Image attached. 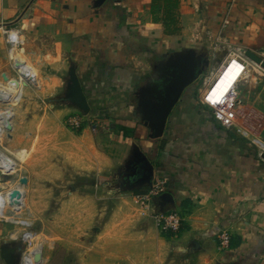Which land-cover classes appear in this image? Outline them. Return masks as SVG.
Returning a JSON list of instances; mask_svg holds the SVG:
<instances>
[{"label": "crops", "instance_id": "1", "mask_svg": "<svg viewBox=\"0 0 264 264\" xmlns=\"http://www.w3.org/2000/svg\"><path fill=\"white\" fill-rule=\"evenodd\" d=\"M176 2L179 31L167 34L164 4L160 2L158 10L153 0H108L99 8H95V0H0V80H4L0 83L1 109L13 108L26 84L11 78L16 74L4 29L19 33L22 44L10 53L13 58H21L20 62H25L39 81L34 71L37 69L42 84L40 91L28 86L15 109L11 141L15 146L11 149L26 148V134L20 133L21 115L29 105L25 99L33 93L55 95L52 99L62 95L72 62L93 111L88 117L96 125L95 132L89 123L81 131H72L66 120L78 111L58 107L62 115L60 122L71 130L69 136H73L69 142L72 167L87 168L91 155V167L96 173H110L117 168L122 170L123 179L126 174H132L127 179L133 184L132 191H148L151 186L143 183L144 174L133 161V152L139 148L154 166L152 183L158 178L166 180L167 193L172 196L168 200L156 198L152 206L135 199L150 214L130 234L128 264L259 263L264 258V254L256 258V252L261 253L259 247L264 248L261 154L238 131L226 130L216 123L199 103L197 94L183 93L169 119L166 134L160 139L151 137L138 106L142 90L152 83L151 89L153 83L159 82L156 66L162 60L195 52L196 56L209 59L210 75L235 49L263 56L264 0ZM25 47L30 51L24 50ZM246 77L238 83L241 129L245 128L249 113L240 93L250 82ZM5 92L8 100L3 98ZM53 112L57 116V111ZM21 191L25 204V188ZM132 195L121 197L119 209L129 202L133 207ZM155 212L177 214L182 220L181 230L161 233L152 218ZM5 223L0 222V264H6L2 248L19 243L9 237L14 226ZM99 230L102 239L105 228ZM223 232L231 235L226 251L220 247ZM141 250L143 258L137 257ZM109 253L106 248L97 250L98 264L106 263L103 256ZM121 253L116 250L114 256L124 259L120 256L126 255Z\"/></svg>", "mask_w": 264, "mask_h": 264}, {"label": "rangeland", "instance_id": "2", "mask_svg": "<svg viewBox=\"0 0 264 264\" xmlns=\"http://www.w3.org/2000/svg\"><path fill=\"white\" fill-rule=\"evenodd\" d=\"M25 49L30 51L29 47ZM31 49L37 50L35 47ZM34 71L38 75L39 85L30 84L40 91L42 88L40 76L37 69ZM209 73L210 69H207L204 77L209 76ZM246 76L250 82L247 89L240 92L249 112L243 128L247 132V137L244 138L248 139L251 147L256 148L257 153H264V69L251 63ZM20 77L11 78L19 80ZM3 82L4 80H0V83ZM202 83L203 80L200 87ZM27 87L28 84L23 86L19 97L13 103L12 109L15 114V109L20 106ZM200 91L201 88H198L196 94L199 95ZM62 96L63 94L52 99L55 95L33 93L25 99L24 102L29 105L22 112L20 132L21 135L26 134L25 150L11 149L14 145L11 142L14 128L8 132L11 136L0 140L2 141L0 150L9 155L17 165L14 170L0 167V194L7 197L13 190L21 191L23 190L21 187H25L26 196L25 204L20 206L21 208L14 209L10 206L6 209L8 213L12 208L16 214L9 211V214L5 212V215L9 222L16 219L22 221L20 218L23 217L33 224V230L45 241L42 251L45 256L46 250L44 264H98L97 250L104 248L110 250L109 254L103 256L106 262L104 264H128L130 234L137 231V227H140L139 222L148 218L150 214L149 210L144 211L140 208L135 197L147 191H132L133 184L123 179L122 170L118 171L117 168L110 173H96L91 167L93 166L91 155L87 168L79 170L72 167V149L69 146L73 138L69 136L72 129L68 131L69 127L66 129L63 122H60L62 115L58 108L62 107L60 105ZM1 104L0 101V110ZM54 110L57 111V116H53ZM98 147L100 149V146ZM20 177L27 178L30 181L29 185H21ZM128 194H133L131 198L133 207L129 202L119 209L121 197ZM103 228L104 235L99 239L101 231L97 229ZM12 230L10 238L11 234L16 235L15 232L18 234L22 231L15 226ZM20 243L24 251L25 246L21 241ZM225 248L221 250L226 251L229 246ZM116 250H119V253L121 250L123 252L121 254L126 255L120 256L124 259L114 256ZM259 250L261 253L256 252L257 260L264 254L263 247H259ZM138 256L144 257L142 250L137 252ZM261 260L254 264H264V258Z\"/></svg>", "mask_w": 264, "mask_h": 264}, {"label": "water", "instance_id": "3", "mask_svg": "<svg viewBox=\"0 0 264 264\" xmlns=\"http://www.w3.org/2000/svg\"><path fill=\"white\" fill-rule=\"evenodd\" d=\"M107 1L95 0L94 6L95 8H99ZM240 51L252 62L264 69V60L262 57L249 50L242 49ZM185 53V55H179L176 58L172 56L166 60H162L156 66L157 77L160 78V80L158 79L159 82L156 79V83H153V88L150 89L151 83L141 92L138 110L145 126L150 129L153 139H160L166 134L168 122L175 106L180 102L183 93L187 91L186 88L194 80L191 77L186 79L189 76L186 72L192 67L197 71L202 67V70L197 73L201 75L209 66L208 58L198 57L195 52ZM192 77L194 78V75ZM3 78L8 80L6 75ZM147 92H150V94L148 95ZM60 105L77 110L84 116L93 114L88 97L84 93L78 77L76 65L72 62L68 70L65 90L63 96L60 98ZM0 157L3 158L6 165H12V162L7 157L2 154H0ZM261 158L264 160V153H261ZM133 161L138 163L139 169L144 174L143 183L151 186L155 171L148 157L139 148H136L133 152ZM20 184L23 186L27 185L28 179L22 178ZM12 198L17 200L18 194L14 192ZM160 199L168 200L172 199V196L169 193H165L160 196ZM22 253V244L20 242L13 247L4 246L2 248V254L6 264H20Z\"/></svg>", "mask_w": 264, "mask_h": 264}, {"label": "built area", "instance_id": "4", "mask_svg": "<svg viewBox=\"0 0 264 264\" xmlns=\"http://www.w3.org/2000/svg\"><path fill=\"white\" fill-rule=\"evenodd\" d=\"M4 36L6 39V43L8 46V52L10 55V59L12 60L13 68L16 73L15 78H19L21 74V70L17 64H20L22 61L21 58H13L10 53V50L13 48L19 49L22 40L20 38L19 33L14 29H4ZM264 60V55L260 56ZM239 62L242 69L240 70L239 75L237 76L238 80L234 81L231 86L227 88V90L219 94L216 93V89L223 78L224 70L233 65V63ZM22 63V62H21ZM251 63L255 65L254 62L249 61V59L241 53L240 49H235L230 52L229 57L225 60L218 69L207 77L203 78V83L201 85V91L198 95L199 103L205 108L207 111L211 113L213 120L222 126L226 130L230 131H238L244 137H247L246 130L239 128L238 126V113L242 107V100L240 99V94L238 90V83L247 75V70L251 67ZM26 65V63L24 62ZM256 66H258L256 64ZM28 86L33 87L30 83H27ZM90 124L92 131H96V125L94 121L88 116L82 115L80 112L70 116L66 120L67 126L73 131H81L84 128V125ZM261 154V153H260ZM167 193V182L162 178H158L154 180L149 190L144 194H139L136 196L138 202L146 206H152L153 201ZM8 206V200H5L4 196H0V222H7V217L5 215L6 207ZM17 207V205H16ZM152 218L156 227L159 229L161 233H173L181 230L182 220L177 214L172 213H152ZM22 221L14 220V223H10L16 228H21V232H15L16 235H10L12 241L22 242L25 246V249L22 253L20 264H44V254L41 253L40 256H37L34 249V238L36 232L33 230V224H30L29 220L21 217ZM29 221V222H27ZM19 231V230H17ZM220 247L221 249L227 247L231 243V235L227 232H223L220 237Z\"/></svg>", "mask_w": 264, "mask_h": 264}, {"label": "bare ground", "instance_id": "5", "mask_svg": "<svg viewBox=\"0 0 264 264\" xmlns=\"http://www.w3.org/2000/svg\"><path fill=\"white\" fill-rule=\"evenodd\" d=\"M238 63L239 62L233 63V65L231 67H229L228 69L226 68L224 70L223 78L220 81V83H219V85H218V87L216 89V93H218V92H219V94L224 93L227 90V88L232 85V83L234 81L238 80L237 76L239 75L240 70L242 69L241 65H239ZM17 65H18V67L21 70V74H20L21 81L22 80L25 81L26 84L29 82V83H32L34 85H39V81L36 79V77L33 76V74L30 72L28 67H26L21 62H20V64H17ZM213 75H214V73H213ZM3 98H4V100H8L9 95H8L7 92L4 93ZM3 108H6V107H3ZM11 109L12 108L9 107L7 109V111L5 109H1L0 110V140H3L6 136H11L10 133H8V132H11L12 129H13V120L12 119L14 118V112L11 111ZM0 154H2L3 156L7 157L3 153V151H1V150H0ZM9 160H10V162L14 161V160L11 161V159H9ZM0 167L10 170V169H14L16 167V163L12 162V165H10V166L6 165L4 160H3V158L0 157ZM21 188L24 189L25 187H21ZM14 192H16L18 194V199L17 200H14L12 198ZM0 196H4V195L0 194ZM4 197H5V200H8V206L6 207V209L8 207H10V206L12 208H14V209L21 208L20 206H23V204H24L23 203L24 202V200H23V191H20L19 189L13 190L12 193L9 196H7V197L4 196ZM16 205H17V207H16ZM12 208L9 209V211H11V213L16 214L15 213L16 211L13 210ZM9 211H8V213L6 212V214H9ZM7 222H9V221L7 220ZM10 223L13 224L14 221L10 222ZM34 235H35V238H34V244H35L34 251L37 254V256H40L42 251H43V246H44L45 241L40 238L41 236L39 237V235H37V234H34Z\"/></svg>", "mask_w": 264, "mask_h": 264}, {"label": "trees", "instance_id": "6", "mask_svg": "<svg viewBox=\"0 0 264 264\" xmlns=\"http://www.w3.org/2000/svg\"><path fill=\"white\" fill-rule=\"evenodd\" d=\"M154 4L157 6L159 10L161 6L159 5L160 2L164 4L162 8L164 13V28L167 34H176L179 30L176 28L177 23L179 22L180 15L177 12V2L176 0H153Z\"/></svg>", "mask_w": 264, "mask_h": 264}, {"label": "flooded vegetation", "instance_id": "7", "mask_svg": "<svg viewBox=\"0 0 264 264\" xmlns=\"http://www.w3.org/2000/svg\"><path fill=\"white\" fill-rule=\"evenodd\" d=\"M201 70H202V67L198 71L195 70L194 67H192V68L189 69L188 72H186L187 75L189 74L188 78H186V79H189L190 77H191L192 80L194 79L192 81V83L186 88L187 93L194 94V96L196 95V92H197L198 88H200V83L203 80L204 73H205V71H203V73L201 75L200 74L198 75L197 73L200 72ZM193 75H194V78L192 77ZM125 176H126V180H127L128 178H130L132 176V174H126Z\"/></svg>", "mask_w": 264, "mask_h": 264}]
</instances>
